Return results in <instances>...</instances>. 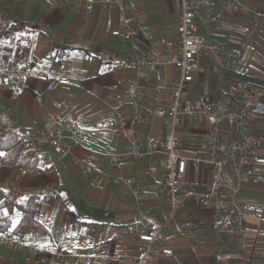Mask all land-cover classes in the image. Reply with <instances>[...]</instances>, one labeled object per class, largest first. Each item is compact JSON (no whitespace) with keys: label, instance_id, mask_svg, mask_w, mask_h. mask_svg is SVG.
<instances>
[{"label":"crops","instance_id":"0c3cea01","mask_svg":"<svg viewBox=\"0 0 264 264\" xmlns=\"http://www.w3.org/2000/svg\"><path fill=\"white\" fill-rule=\"evenodd\" d=\"M243 1L246 7L235 14L224 12L219 2L209 12L201 9L198 34L238 54L239 63L234 71L222 73L205 53V71L189 83L186 100L189 108L212 104L220 109L226 115L227 135L229 114L241 104L231 94L237 82L264 88V0ZM180 12V0H123L112 10L98 5L84 18L66 0H0V57L23 62L33 72L29 84L16 89H7L0 76L1 118L9 116L22 132L40 128L50 134L51 116L58 115L77 120L85 134L63 159L49 165L37 159L39 167L51 166L57 182L34 174L31 183H25L20 166L0 181V214L9 219L8 229L17 227L22 217L11 202L38 198L36 224L18 231L26 245L0 247V264H117L116 254L135 251L134 236L126 227L138 206L152 221L165 220L169 206L161 192V150L169 125L166 110L180 70L164 65L151 73L136 59L147 52L166 53L161 38L176 40ZM127 26L133 30L130 39L112 34ZM128 85L137 87L144 114L134 128L129 126L132 102L115 97ZM212 123L211 115L182 118L177 127L179 152L189 158L204 154ZM248 131L262 144L255 180L237 195L254 209L246 217L244 238L228 222L216 224L210 207L187 201L175 218L191 221L196 235L180 234L171 221L165 235L173 255L149 264H264V115L255 116ZM131 137L144 156L131 154ZM210 176L209 166L190 161L185 189H204ZM4 231L0 228V236Z\"/></svg>","mask_w":264,"mask_h":264},{"label":"built area","instance_id":"2783aa9c","mask_svg":"<svg viewBox=\"0 0 264 264\" xmlns=\"http://www.w3.org/2000/svg\"><path fill=\"white\" fill-rule=\"evenodd\" d=\"M20 1V0H14ZM123 0H66L67 5L76 14L90 18L98 5L109 10L117 7ZM217 2L222 10L235 14L246 7L243 0H180L181 12L176 28V40L166 35L161 43L166 47L164 55L153 52L138 54L136 62L139 67L146 68L153 73L161 66H176L180 72L175 79L171 101L167 107L169 117L168 130L165 134L161 150L163 161V177L161 192L169 206L167 216L163 222H155L149 218L147 210L137 207L135 219L126 227V232L134 236L135 251L132 253H118L114 256L117 264H149L159 256H172L173 248L167 244L165 230L169 223H174L175 229L184 236H195L191 228L192 222L180 221L175 218L176 212L187 202L191 201L204 207H210L216 224L228 222L233 232L243 239L246 234V217L254 213V209L237 198L241 188L255 180L257 150L262 142L253 137L249 131L250 121L258 115H264V88L247 81H238L231 94L241 102L240 106L229 116H232L230 132L223 128L226 116L212 104H201L189 108L186 106L189 83L195 75L203 73L205 68L202 57L208 53L218 71L225 73L234 71L239 63V55L228 50L225 46L198 34L197 18L203 7L208 12ZM115 36L130 39L133 30L130 26L112 31ZM0 76L5 80L7 89L25 87L33 78V72L23 62L0 57ZM116 100L131 101L132 112L129 126L134 128L144 121L142 104L135 85H128L116 93ZM211 115L213 123L208 130V139L203 144L205 153L189 158L179 152L181 141L178 138L177 127L180 120ZM6 133L12 134L23 141V152H31L43 165H49L53 160L66 157L72 146L81 144L85 134L77 120L66 119L52 115L54 127L52 133L43 129L19 131L14 127L13 120L5 115ZM124 133L128 135L127 130ZM131 140V154L134 157L144 156L137 139ZM113 159L116 161L117 157ZM192 162L196 166L210 167L211 176L208 185L200 189H185L183 180L187 164ZM123 180L122 176L117 177ZM26 194L27 189H22ZM138 200L142 198L138 189H132ZM226 192V195H225ZM40 194L45 190H40ZM224 196L228 204L223 202ZM23 236L15 229H7L0 236V247H24Z\"/></svg>","mask_w":264,"mask_h":264},{"label":"trees","instance_id":"16d2710c","mask_svg":"<svg viewBox=\"0 0 264 264\" xmlns=\"http://www.w3.org/2000/svg\"><path fill=\"white\" fill-rule=\"evenodd\" d=\"M5 120L0 116V153L1 166H0V181L4 180L13 170L14 167L20 166L25 169L23 181L29 182V177L34 174H40L47 181H58V175L51 168L47 166L41 168L37 164V158H34L31 152L24 153L22 139L6 133L4 130ZM13 209H18L22 213L21 220L16 231L24 230L27 227H32L36 224V210L38 207V198L36 196L30 197L27 201H13L11 202ZM10 225L9 219L0 214V228L7 230Z\"/></svg>","mask_w":264,"mask_h":264},{"label":"snow or ice","instance_id":"6c2138e0","mask_svg":"<svg viewBox=\"0 0 264 264\" xmlns=\"http://www.w3.org/2000/svg\"><path fill=\"white\" fill-rule=\"evenodd\" d=\"M0 155H3V153H0Z\"/></svg>","mask_w":264,"mask_h":264}]
</instances>
